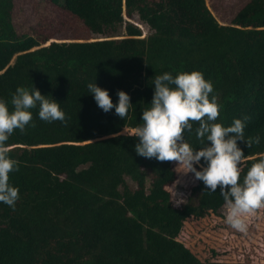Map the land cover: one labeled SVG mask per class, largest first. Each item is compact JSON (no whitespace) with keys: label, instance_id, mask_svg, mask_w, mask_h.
Here are the masks:
<instances>
[{"label":"trees","instance_id":"16d2710c","mask_svg":"<svg viewBox=\"0 0 264 264\" xmlns=\"http://www.w3.org/2000/svg\"><path fill=\"white\" fill-rule=\"evenodd\" d=\"M49 1L82 12L105 37L49 42L20 33L13 0H0V98L11 108L17 87L34 86L66 116V122L43 121L37 106L30 110L35 127L15 130L7 141L19 161L9 182L20 198L15 208L0 202V264H144L151 229L173 231L191 217L202 224L195 235L210 231L223 197L213 208L191 200L175 207L168 186L177 162L137 155L139 138L131 129L143 123L155 76L200 71L222 104L218 123L250 117L244 138L260 142L249 148L238 141L244 162L264 156V0L247 1L225 23L207 0ZM135 22L150 33L144 36ZM89 83L107 90L114 104L118 91L129 94L127 117L99 108ZM198 126L184 133L194 149L201 147ZM218 250L201 252L195 262L185 252L171 264H217Z\"/></svg>","mask_w":264,"mask_h":264},{"label":"clouds","instance_id":"9594fccd","mask_svg":"<svg viewBox=\"0 0 264 264\" xmlns=\"http://www.w3.org/2000/svg\"><path fill=\"white\" fill-rule=\"evenodd\" d=\"M88 89L99 108L105 113L115 108L121 119L133 107L130 96L118 91V103L114 104L109 92L96 83H89ZM214 88L200 71H181L173 76L165 72L154 78V95L149 108L142 112V124L135 129L139 138L135 146L137 155L160 162H178L187 173H194L209 193L220 189L227 208L226 222L239 232L247 231L245 217L264 208V156L252 163L241 179V164L246 156L238 146L244 141L247 147L259 144V136L245 140L244 129L250 119H234L231 126L218 123L222 104L213 95ZM9 101L0 98V202L15 208L19 200V188L10 184V173L19 170V161L10 155L7 141L15 130L24 134L32 124L31 109L39 106V118L46 122H66L65 112L53 98L42 95L34 86L16 88ZM201 147L194 149L185 139L184 133L191 132L193 124ZM207 142H210L208 144ZM201 165L197 170L195 165Z\"/></svg>","mask_w":264,"mask_h":264},{"label":"rangeland","instance_id":"374dc122","mask_svg":"<svg viewBox=\"0 0 264 264\" xmlns=\"http://www.w3.org/2000/svg\"><path fill=\"white\" fill-rule=\"evenodd\" d=\"M53 1V0H52ZM56 1V0H54ZM249 0H207L209 7L221 22H229L235 13ZM13 23L18 32L23 34H41L52 41H92L105 37L89 27L84 14L78 10H63L49 0H13ZM143 30V35L150 33L147 25L135 22ZM124 29L119 31L123 34ZM48 42V43H49ZM136 128L131 129L135 132ZM241 164V179L254 161ZM196 168H198L195 165ZM201 168V166H200ZM176 180L168 186L175 207L182 208L192 201L196 206L202 202L205 208H213L221 199L220 189L209 193L202 181L187 173L184 165H174ZM199 170V168L197 169ZM134 187V183L129 181ZM213 197L218 200H213ZM208 200V202L205 200ZM211 204V205H210ZM214 216L213 227L195 235L201 223L195 219H185L182 226L173 231L150 230L148 260L144 264H171L178 262V256L186 255L192 262L202 256H210L212 249H219L215 258L217 264H263L264 263V208L245 217L246 232H239L229 224L220 228L217 218L226 223L227 208L225 203ZM219 216V217H218ZM211 221V220H209ZM209 227V226H208ZM201 260V259H200ZM183 262H189L184 260Z\"/></svg>","mask_w":264,"mask_h":264}]
</instances>
